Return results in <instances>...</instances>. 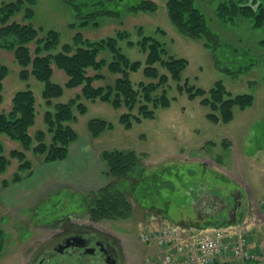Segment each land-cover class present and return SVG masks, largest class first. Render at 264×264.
Masks as SVG:
<instances>
[{
    "label": "rangeland",
    "instance_id": "1",
    "mask_svg": "<svg viewBox=\"0 0 264 264\" xmlns=\"http://www.w3.org/2000/svg\"><path fill=\"white\" fill-rule=\"evenodd\" d=\"M23 1L21 10L11 20L31 22L45 30L55 29L59 32L60 43L70 41L76 31L95 40L112 35L118 29L130 31V39L135 41L139 37L137 28L141 26L145 34L161 41L169 54L187 59L180 84L187 81L189 85L208 89L221 80L232 96L251 93L254 100L243 109L234 106L232 119L212 122L206 116L210 109L200 103L199 96L189 97L184 89L177 87L176 81L169 80L165 86L169 104L155 108L152 117H143L125 127L119 120L120 114L127 111L124 106L115 108L101 100L82 98L85 111L79 113L75 106L72 109L75 119L70 124L78 136L68 146L67 156L45 161L43 155L27 150L25 153L31 161L32 174L27 176V171H23L21 181L0 189V228L5 232L0 264H29L32 253L60 231V222L70 220L118 236L126 254L125 264H144L145 260L153 258V251L159 254L164 248L141 242L139 235L144 230H156L165 225L183 229V224L189 221L208 219L211 222L222 216V212L230 211V218L215 229L247 232L249 228L246 227L264 217V47L258 42L259 31L251 28L248 21L227 25L215 15L216 0H195L209 17L210 28L222 40L244 47L254 55L252 60L256 63L233 76L214 64L212 52L204 46L202 39L178 32L166 15L164 0H156L158 8L152 12L136 13L125 11L134 0H122L117 5L120 15L98 16V25L88 22L74 27L69 25L79 19L73 7L64 0H35L31 18L24 12L25 7L31 5L27 0ZM158 27L164 32L158 31ZM119 45L130 58L144 61L145 53L136 46H128L125 41ZM248 60L245 57L241 61L248 63ZM0 63L8 67L3 80L0 110L7 111L13 93L29 86L36 96L37 105L36 120L29 133L34 135L37 130H45L43 114L47 106L41 96L43 84L32 76L22 80L13 52L1 46ZM103 72L108 76L106 81L115 77L106 69ZM88 73L93 74L94 71L89 70ZM143 78L141 70L131 75L135 82ZM53 79L63 84L66 77L55 69ZM79 91L80 87L64 88L56 100L68 101ZM92 118L105 119L112 126L93 136L87 128ZM0 139L4 144V154L11 162L0 175L1 183L3 178H11L18 165V160L10 158L9 152L22 150V146L5 135H0ZM45 141L50 142L49 134ZM35 145L33 142V147ZM114 148L135 150L139 157L136 171L125 182L135 192L128 195L133 212L124 219L92 221L86 199L91 192L110 181L101 156L103 151ZM220 160L223 167L230 170L237 185L225 179L226 172L220 166ZM248 162L252 166L245 167ZM144 175L153 179L148 185L140 183ZM255 208H258L259 215ZM240 209H244V215ZM237 212L240 218L243 215L239 221L236 220ZM210 226L209 223L207 227Z\"/></svg>",
    "mask_w": 264,
    "mask_h": 264
},
{
    "label": "trees",
    "instance_id": "2",
    "mask_svg": "<svg viewBox=\"0 0 264 264\" xmlns=\"http://www.w3.org/2000/svg\"><path fill=\"white\" fill-rule=\"evenodd\" d=\"M64 1L73 7L79 19L72 22L70 27L88 22L98 25V16H118L121 12L117 5L122 0H87L81 3L76 0ZM34 2L35 0H27L31 7H25L26 17L33 16ZM24 3L23 0H0V46L13 52L22 80L32 76L43 84L41 96L47 106L43 114L46 129L37 130L34 135L29 133L37 115L33 90L28 86L14 92L10 108L7 111L0 110V135L18 141L22 150L13 149L9 152V157L16 158L18 165L10 179L1 180L0 189L21 181L23 171H27V176L32 174V164L25 153L27 150L43 155L45 161L64 159L67 156L68 146L78 136L70 124L75 119L72 109L75 106L79 113L85 111L86 105L82 98L101 100L115 108L124 106L127 111L120 114L119 120L125 127L143 117H152L155 108L169 104L170 99L165 88L169 80L176 81L177 87L184 89L189 97L199 96L200 103L209 107L210 111L206 116L212 122L232 119L234 106L243 109L254 100L251 93L232 96L221 80L214 82L208 89L189 85L187 81L180 84L187 59L169 54L163 43L155 36L145 34L141 26L137 28L139 37L135 41L130 39V31L118 29L112 35L95 40H90L76 31L70 41L60 43L59 32L55 29L45 30L35 27L31 22L11 20ZM157 8L156 0H134L126 6L125 11L152 12ZM164 9L178 32L203 40L204 46L212 52L214 64L220 70L236 76L256 63L252 60L254 55L248 49L222 40L210 28L209 17L195 0H164ZM214 12L227 25H239L242 20L248 21L251 28L259 31L258 42L264 47V0H216ZM157 30L164 32L159 27ZM121 41H125L128 46H136L145 53L144 61L125 54L119 45ZM245 57L250 62L242 63L241 60ZM55 69L64 73L66 80L63 84L54 81ZM105 69L111 76H115L111 81H106L108 76L103 72ZM89 70L94 73L89 74ZM138 70H141L144 78L137 82L132 81V73ZM7 74L8 67L0 63V101L3 98V80ZM78 87L80 91L68 101L56 100L63 94L64 88ZM111 126V122L102 118H92L87 124L93 136ZM47 134L50 135L49 143L45 141ZM33 142H36L34 147ZM101 157L110 181L87 197L90 218L92 221L127 218L133 212L132 201L128 195H134L135 192L125 182L136 171L138 154L132 149L114 148L103 151ZM10 163L0 139V175ZM152 180L144 175L140 183L146 182L148 185ZM209 223L213 225V221ZM4 238L5 232L0 228V252L3 250Z\"/></svg>",
    "mask_w": 264,
    "mask_h": 264
},
{
    "label": "built area",
    "instance_id": "3",
    "mask_svg": "<svg viewBox=\"0 0 264 264\" xmlns=\"http://www.w3.org/2000/svg\"><path fill=\"white\" fill-rule=\"evenodd\" d=\"M232 232L235 237H228ZM243 232L211 228L186 237L179 226L165 225L142 231L139 240L164 247L144 264H264V244L260 246L262 263L249 248Z\"/></svg>",
    "mask_w": 264,
    "mask_h": 264
},
{
    "label": "flooded vegetation",
    "instance_id": "4",
    "mask_svg": "<svg viewBox=\"0 0 264 264\" xmlns=\"http://www.w3.org/2000/svg\"><path fill=\"white\" fill-rule=\"evenodd\" d=\"M125 256L118 236L70 220L60 222V231L32 253L29 264H125Z\"/></svg>",
    "mask_w": 264,
    "mask_h": 264
},
{
    "label": "crops",
    "instance_id": "5",
    "mask_svg": "<svg viewBox=\"0 0 264 264\" xmlns=\"http://www.w3.org/2000/svg\"><path fill=\"white\" fill-rule=\"evenodd\" d=\"M232 143V142H231ZM220 166L223 168L224 173L225 174V179H228V181H232L234 182V184L237 185V182L234 181L235 179L233 178V176L229 173L230 170H227L225 169V167H223L222 165V162L220 160ZM251 162H248V165H245V167H250L252 166L250 164ZM224 177V176H223ZM258 178H261L260 175L257 176ZM220 185H218L219 187ZM220 189H222L223 187H219ZM207 193V192H206ZM193 204V202H192ZM189 209H191V207H188ZM192 210V209H191ZM234 210V209H233ZM258 208H255V212L258 214ZM239 211H241L242 213L244 212V209H240ZM247 211V210H246ZM230 214V213H229ZM229 214L225 212H222V215H228L227 216V219H229ZM236 215V214H235ZM244 215V213H243ZM241 215V218L239 217V213L237 212V221H239L240 219H242V216ZM259 215V214H258ZM239 218V220H238ZM167 219V218H166ZM183 220H187V218H185V216L183 217ZM167 221H170L169 219ZM236 221V222H237ZM170 223H173V221H170ZM232 223H235V221H233ZM209 222H208V219H204V220H200V221H189L187 224H183V231L185 233V235L187 237H190L192 234H196L198 231H202L204 230L205 228L204 227H207L206 225H208ZM199 225V226H198ZM233 225V224H232ZM236 224H234L233 226H235ZM212 227V226H211ZM210 227V228H211ZM208 228V227H207ZM248 229V231L246 232L247 234V237L249 238V248H251V251L253 253H256L258 259L257 261L259 262L260 261V257H261V253H260V246L264 244V217H259L258 219H256L254 221V223L252 224V226H249V227H246V229ZM234 231V230H233ZM235 233V232H234ZM234 233H230L228 237H234ZM236 234V233H235ZM153 257H156L157 256V253H155L153 251V255H151ZM262 262V260L260 261ZM263 263V262H262Z\"/></svg>",
    "mask_w": 264,
    "mask_h": 264
},
{
    "label": "water",
    "instance_id": "6",
    "mask_svg": "<svg viewBox=\"0 0 264 264\" xmlns=\"http://www.w3.org/2000/svg\"><path fill=\"white\" fill-rule=\"evenodd\" d=\"M225 221H226V217L221 216L213 222V227L214 228L221 227Z\"/></svg>",
    "mask_w": 264,
    "mask_h": 264
},
{
    "label": "bare ground",
    "instance_id": "7",
    "mask_svg": "<svg viewBox=\"0 0 264 264\" xmlns=\"http://www.w3.org/2000/svg\"><path fill=\"white\" fill-rule=\"evenodd\" d=\"M207 226V225H206ZM207 228V227H206ZM209 228V227H208ZM261 258V257H260ZM260 262V261H259Z\"/></svg>",
    "mask_w": 264,
    "mask_h": 264
}]
</instances>
